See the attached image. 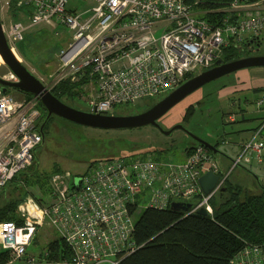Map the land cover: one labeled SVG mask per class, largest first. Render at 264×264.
<instances>
[{
    "label": "built area",
    "instance_id": "2783aa9c",
    "mask_svg": "<svg viewBox=\"0 0 264 264\" xmlns=\"http://www.w3.org/2000/svg\"><path fill=\"white\" fill-rule=\"evenodd\" d=\"M71 1L19 0L29 7L28 26L17 21L2 25V31L16 57L14 44L27 27L66 25L72 36L56 54V71L39 81L49 92L68 83L93 114L112 116L117 105L161 97L213 67L224 48H243L264 35V0H233L216 26L196 16L187 0H86L91 6L84 11L68 8ZM0 78L17 81L9 70ZM11 90L4 93L0 85V189L31 166L43 140L38 100L17 98ZM263 103L264 94L256 105ZM263 128L264 122L241 143L228 171H219L212 154L195 145L184 148L178 161L165 154L125 155L91 163L80 176L51 174L47 206L23 199L20 224L0 221V249L7 255L3 264H118L138 249L132 235L139 213L168 210L173 199L198 200L185 215L201 207L212 217L211 197L240 161L252 157L263 163ZM206 171L219 179L204 196L199 178ZM44 226L65 244L67 258L49 261L47 251L27 253ZM230 264H264L262 247L244 246Z\"/></svg>",
    "mask_w": 264,
    "mask_h": 264
},
{
    "label": "rangeland",
    "instance_id": "374dc122",
    "mask_svg": "<svg viewBox=\"0 0 264 264\" xmlns=\"http://www.w3.org/2000/svg\"><path fill=\"white\" fill-rule=\"evenodd\" d=\"M74 2L76 1L73 0L68 3L67 7L71 8L76 5L79 11H84L91 6V3L86 0ZM222 12H225V8L222 9ZM28 15L29 7L21 4L19 0H0V20L5 28H8L12 22L17 21L28 26ZM71 36V31L64 24H41L35 27H27L23 34V39L15 43L14 46L17 53L20 55L19 59L23 66L34 76L46 79L48 74H53L56 71V54L59 49L67 45L66 43L70 41ZM262 36L264 38V35ZM259 48L258 51L252 54L256 56L264 55V40L261 42ZM247 53L249 52L241 50L239 55L243 58L247 57ZM7 71V67L1 64L0 76L7 73ZM249 72H251V82L263 83L261 82V78L264 79V67H248L247 69L236 70L234 73L217 78L192 92L188 97L170 108L163 117L158 119V128L147 125L135 128L100 130L72 124L55 117L51 118L43 130L42 143L35 149L34 161L36 165L31 171L36 169L39 181L31 186L30 183H28L27 186H23V189L21 186V188L16 191V193H18L22 189L21 200L16 206L17 212L20 211L23 199L25 202L29 199L37 207H42L35 196L42 197L46 194L48 186L45 184V180L47 176H50V174L56 170L69 171L73 177H76L85 173L91 163L102 159L136 154L143 156L147 154L156 155V152L159 151L168 158H172L175 161L180 160L183 149L186 147H193L197 145V143L192 141L184 131L178 129L172 130L169 135H165L162 132L170 130V128L176 124H182L188 131L194 133L197 137L202 139L205 138V140L212 143L216 142L215 140L218 136L226 137L230 134L229 132L231 130H235L241 124L237 125L223 122L221 113L223 111L226 112L228 109H232V111L236 112L237 107L234 108L229 106V100L227 98H220L218 91L225 89V87L236 85V81L245 78V74ZM11 91L13 95L26 97L24 93H19L16 90ZM165 95L150 101H136L134 103L117 105L114 107L115 114L123 116L135 115V113L143 112L147 107L153 104V102H157V100L162 99ZM191 96H194V98H196V96L199 97L193 100V112L187 118L188 120L182 119L183 116L173 117L180 105L189 99V97L191 98ZM239 96L242 97L241 95ZM248 96L249 101L242 102L240 106H246L245 110L249 115V112L254 111L257 105L255 104L256 100L253 94H249ZM67 103L84 112H86L88 108V104L83 97L68 99ZM168 119H173L174 121L167 123ZM218 144V149L221 152L225 151L227 156L232 159L235 158V150L231 148L229 143L221 142ZM245 159L246 158H243L240 166L230 173L229 178H231L235 184L242 186L250 195L260 194L264 191V182L261 181L262 186L259 185L254 175L261 179L264 178V164L258 165L255 160L251 158L252 163L247 165ZM22 179L24 180V177H22ZM5 195H7V193ZM8 197H10V194L7 195V198ZM1 198L3 199L4 196ZM54 237H56V233L51 229L47 226L41 227L35 235L32 244L27 248V253L36 256L44 253L47 244L54 239Z\"/></svg>",
    "mask_w": 264,
    "mask_h": 264
},
{
    "label": "trees",
    "instance_id": "16d2710c",
    "mask_svg": "<svg viewBox=\"0 0 264 264\" xmlns=\"http://www.w3.org/2000/svg\"><path fill=\"white\" fill-rule=\"evenodd\" d=\"M232 1L187 0V3L191 5L196 16L203 18L210 26H216L226 16L222 9ZM241 50L243 49L239 46H228L224 48L219 60L224 63L241 58ZM50 92L64 103H67L68 99L83 97L79 92L73 91L66 82H61ZM38 107L41 114L37 127L40 129L45 111L40 104ZM192 112L193 108L187 107L182 119L188 120ZM47 124L42 128V133ZM218 145L216 143V146ZM156 155L162 154L159 151ZM35 165L33 158L27 170L17 174L0 189V221H14L16 224L22 222L16 206L21 200L23 186L28 183L31 186L39 181L36 169L31 171ZM48 178L49 176L45 180L47 186ZM21 186L22 189L16 193ZM224 187L225 191H218L211 197L212 217L185 215L169 210H142L135 221L132 235L138 249L120 259L118 264H230L234 254L246 245L261 246L264 253V191L250 195L230 179H227ZM6 193L10 194V197L7 198ZM35 197L42 207L47 206L51 202L49 186L44 196ZM46 251V259L49 261L68 257L66 246L59 238L51 240ZM6 258L7 255L0 251V264H3Z\"/></svg>",
    "mask_w": 264,
    "mask_h": 264
},
{
    "label": "water",
    "instance_id": "95a60500",
    "mask_svg": "<svg viewBox=\"0 0 264 264\" xmlns=\"http://www.w3.org/2000/svg\"><path fill=\"white\" fill-rule=\"evenodd\" d=\"M264 40L263 37L252 38L246 42V45L257 42V48ZM242 48V47H241ZM259 49V48H258ZM0 56L3 60V64L7 69L16 77V82L4 81L0 78V85L2 92H7L8 89H13L19 92H24L38 100V103L45 111V118L39 129L42 133V128L51 117H57L61 120L68 121L72 124L81 125L84 127H92L96 129H124L135 128L141 126L151 125L158 128V119L163 117L173 106L178 104L181 100L188 97L192 92L200 89L203 85L212 82L213 80L223 77L227 74L234 73L236 70L247 69L248 67H264V55H247V57L237 58L234 61L224 62L215 60L213 67L203 70L200 74L190 77L186 81L182 82L178 88L172 90L162 99L153 102L151 106L146 108L145 111L135 113V115H112L107 116L103 114H93L84 112L80 109H75L72 106L65 104L61 100L57 99L51 92H49L27 68L15 57L12 53L9 44L2 31L0 21ZM178 129L184 131L186 135L198 145L206 148L208 152L212 154V157L217 164L219 171H223L224 168L217 161L221 155H224L216 145L197 137L194 133L188 131L182 124H176L168 131H162L165 135H169L172 130ZM227 157V156H226ZM233 160V159H232ZM231 160V161H232ZM257 183L264 179H261L254 175ZM219 175L212 173V171H206L205 174L199 178V187L204 196L211 193L216 183L218 182ZM76 181V180H74ZM77 182V181H76ZM219 192L225 191V187H221ZM198 200H177L173 199L168 210L170 212H178L185 214L196 207ZM195 216L207 217V214L203 208L199 207L192 213Z\"/></svg>",
    "mask_w": 264,
    "mask_h": 264
},
{
    "label": "crops",
    "instance_id": "0c3cea01",
    "mask_svg": "<svg viewBox=\"0 0 264 264\" xmlns=\"http://www.w3.org/2000/svg\"><path fill=\"white\" fill-rule=\"evenodd\" d=\"M2 25L3 24L1 22V26ZM15 54H16L18 60L21 62V60L19 59L20 55L17 53L16 50H15ZM251 70H256V69H251ZM250 74H251V72H249L248 74H245V76L247 77V78L245 77L246 79L242 78V79L237 80L236 85H232L231 87H225V89L218 91V95L220 98H227L229 100V103H228L229 106H232L234 108L237 107L236 112L232 111V109H228V110H226V112L223 111L221 113V116L223 118V122L224 123H233V124H237V125L241 124V125H239L235 130H231L229 132L230 134H228L229 136L228 135L226 137L225 136H223V137L218 136L217 139L215 140L216 141L215 143L208 141L213 145H216V143H221V142L229 143L231 145V148L235 150V158L239 153L241 143L247 141L250 138L251 134L261 125L262 122H264V103L260 107L257 106V108L254 111L249 112V115H248L247 111L245 110L246 106H243V107L240 106L242 104V102L249 101V96H248L249 94H253L256 101H258V99H260V97L264 94V79L261 78V82H263V83H257V82L253 83V82H251L252 80L250 79ZM36 78L39 79V77H36ZM17 92H19V91H17ZM19 93H24V92H19ZM24 94H26V97L31 96L27 93H24ZM238 94L241 95L242 97H240ZM246 96H248V97H246ZM16 97L19 98V95H16ZM198 97L199 96H196V98H194V96H191V98L189 97V99H187L186 101H184V103L182 105H180L179 109L177 110L176 114L173 115V117L174 116H178V117L183 116L187 107H190V106L192 107L193 102H194L193 100L197 99ZM256 101H255V104H256ZM247 116H249V117H247ZM172 121H174V120L168 119L167 123H169V122L171 123ZM225 135H226V133H225ZM261 139L264 140V128L261 131ZM203 140H205V138ZM223 153H224V155H221L217 161L219 162V164L222 165V167L224 168V171H226V170L228 171L229 166L231 165L230 162H231L232 158L227 156L225 151H223ZM181 157H182V155H181ZM251 158L245 159V162H247V165L248 164L250 165L252 163ZM241 161H240V163H241ZM262 162H263L262 164H258L257 162L256 163L258 165L264 164V152H263ZM236 169L237 168H235L234 170H236ZM233 171H231V172H233ZM229 177H230V174H229ZM228 179H230V181L232 183H234V181L231 178H228ZM259 184H261V182Z\"/></svg>",
    "mask_w": 264,
    "mask_h": 264
},
{
    "label": "flooded vegetation",
    "instance_id": "af4514ba",
    "mask_svg": "<svg viewBox=\"0 0 264 264\" xmlns=\"http://www.w3.org/2000/svg\"><path fill=\"white\" fill-rule=\"evenodd\" d=\"M261 46V44L259 45V47ZM258 47V48H259ZM257 48V42H255V43H252V44H248V45H246V46H244V48H243V51H247V52H249V53H247V55H254V54H252V53H254V52H256V51H258L259 49ZM152 105V104H151ZM150 105V106H151ZM73 108H75V107H73ZM76 109V108H75ZM78 109V108H77ZM114 115H118V114H114ZM120 116V115H119Z\"/></svg>",
    "mask_w": 264,
    "mask_h": 264
},
{
    "label": "bare ground",
    "instance_id": "6f19581e",
    "mask_svg": "<svg viewBox=\"0 0 264 264\" xmlns=\"http://www.w3.org/2000/svg\"><path fill=\"white\" fill-rule=\"evenodd\" d=\"M16 58H17V56H16ZM18 59V58H17ZM0 64H3V60H2V58H1V56H0Z\"/></svg>",
    "mask_w": 264,
    "mask_h": 264
}]
</instances>
